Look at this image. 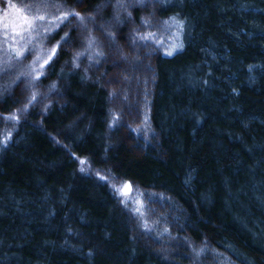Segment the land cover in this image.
I'll return each mask as SVG.
<instances>
[{"label":"trees","instance_id":"1","mask_svg":"<svg viewBox=\"0 0 264 264\" xmlns=\"http://www.w3.org/2000/svg\"><path fill=\"white\" fill-rule=\"evenodd\" d=\"M100 2L0 0V264H264V0H124L102 57L69 17L14 82L21 10Z\"/></svg>","mask_w":264,"mask_h":264},{"label":"snow or ice","instance_id":"2","mask_svg":"<svg viewBox=\"0 0 264 264\" xmlns=\"http://www.w3.org/2000/svg\"><path fill=\"white\" fill-rule=\"evenodd\" d=\"M136 5H139L141 7L145 6L147 3V0H135ZM112 6L114 8V15L112 17L111 22H105L104 24L99 25V30L102 31L105 36L109 38V40L114 41L115 35L112 31L111 24H120L123 21L121 20V12L127 13V17L131 18V12H128L129 5L124 2V0H116L115 4H111V0H101V2L96 6L95 15L85 17L81 15L78 12H69L65 11L61 13L60 15L53 16V17H46L45 15H35L32 17H29L26 14H23L21 10L20 17L18 18L19 23V29H17L15 26H13V32L15 35L21 36L22 39H24L23 33L27 32L28 36L26 38V42L22 48H12L11 51L14 53L16 59H20L24 57L25 52H34L36 53L35 59L33 60L32 64L29 65L28 71H21L16 75V81H19L21 77H26L29 79V83L32 84L35 81L40 80L41 76L45 75V68L46 66L50 65V62L53 61L54 57L57 55V50L60 48L61 44H69L70 43V37L68 33H65L64 36L60 38V41H58L54 46H52L50 49H45V42L51 37L54 38V34H58L57 30L60 28L61 25H65V22L69 20V17L75 18L79 26L85 30L87 29V23L91 22L95 24L96 17L102 15L104 9L107 7ZM55 7H60L59 5H55ZM175 19V18H172ZM142 23L149 24L150 20L147 18L142 19ZM167 23V21H165ZM180 24V28L183 27V24L180 22H177ZM89 31V36L87 38L88 42V48L92 49L93 46H96L95 55L97 57H102L104 55L102 50H99V45L97 44L96 38L91 34V31ZM153 33H148L147 35L140 36L137 33V36H139V39L145 40L149 37H152ZM135 36L133 37V41L135 40ZM83 53H77L78 58ZM168 55H171V52L167 53ZM39 65L37 67L36 65ZM11 62L9 60H6L4 62V66L0 68V71L8 72L11 69ZM74 67H79V64L75 63V58L73 61ZM52 88H55V84L51 86ZM36 94L33 93L31 99L35 100ZM15 118V117H13ZM130 186H125L124 191H129ZM205 250L200 249L199 251H196L194 249V252L197 256L201 255Z\"/></svg>","mask_w":264,"mask_h":264},{"label":"rangeland","instance_id":"3","mask_svg":"<svg viewBox=\"0 0 264 264\" xmlns=\"http://www.w3.org/2000/svg\"><path fill=\"white\" fill-rule=\"evenodd\" d=\"M124 189H125V188H124ZM124 189H123V190H124ZM124 192H126V191H124Z\"/></svg>","mask_w":264,"mask_h":264}]
</instances>
